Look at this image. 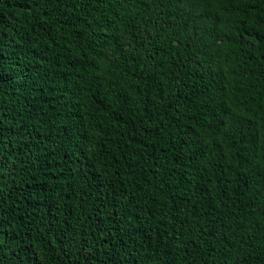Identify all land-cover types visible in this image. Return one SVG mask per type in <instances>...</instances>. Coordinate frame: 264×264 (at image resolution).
<instances>
[{
    "label": "trees",
    "instance_id": "16d2710c",
    "mask_svg": "<svg viewBox=\"0 0 264 264\" xmlns=\"http://www.w3.org/2000/svg\"><path fill=\"white\" fill-rule=\"evenodd\" d=\"M0 264H264V0H0Z\"/></svg>",
    "mask_w": 264,
    "mask_h": 264
}]
</instances>
